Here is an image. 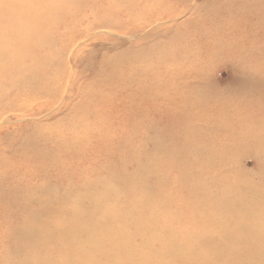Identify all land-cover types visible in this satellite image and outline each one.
Instances as JSON below:
<instances>
[{"label":"rangeland","instance_id":"obj_1","mask_svg":"<svg viewBox=\"0 0 264 264\" xmlns=\"http://www.w3.org/2000/svg\"><path fill=\"white\" fill-rule=\"evenodd\" d=\"M260 82L264 0H0V264H200L263 180Z\"/></svg>","mask_w":264,"mask_h":264},{"label":"bare ground","instance_id":"obj_2","mask_svg":"<svg viewBox=\"0 0 264 264\" xmlns=\"http://www.w3.org/2000/svg\"><path fill=\"white\" fill-rule=\"evenodd\" d=\"M193 1L194 2L200 1L201 3L206 0H193ZM180 14L178 13L173 14V17L170 18L169 21L167 22L157 23V25H155L151 30H149V33L155 30V34H156L158 32H166V30L171 29L174 26V24H178V21L175 20L176 17L178 18ZM152 34L153 33H150V35ZM231 67L235 68L236 66H231ZM246 80L247 82H249L250 79L249 80L246 79ZM259 84L263 85L264 87V82H260ZM256 89L259 90V87ZM239 90L242 91L243 88L240 87ZM258 148L259 146L257 144L255 148L256 150L254 157L258 159L260 170H262V174L264 175V146H262V148L259 149ZM254 174L258 176L257 173ZM250 186L245 185L241 187V190L244 191V193H242L243 195H240V197H237V199H235V203L233 205H231L232 204V200H231L230 210H229V213L232 216L231 225L229 222L227 224L224 223V225L225 224L226 225L223 226L225 228L229 226L233 227L236 230V231L234 230V232L232 233L233 235L229 237H225L223 240H217V238H212L211 240H207V241L203 240L202 242H206L208 243V245L206 247L203 246L204 249L202 246H200L203 249V254L202 253L196 254V252L198 251L197 244L199 243L197 240H199L201 237L203 238L202 236L203 233H207V230L209 231L211 225L210 223L211 220H210L209 223H206L203 230H197L194 233V238H196V240L192 239V234H190L188 238H183L181 240H178V243L181 242L182 244L188 242L190 243L191 241L194 242L193 244H195L196 247H194V250L189 252L190 255H187V256H191L190 258L193 257L194 260L192 261H198L200 264H208L210 259H216L219 260L221 264H264V176H263V180L262 179L259 180L258 178H256L252 181V186H260L259 189L255 190L253 189L254 187L252 186L250 187ZM109 191L110 188L105 190L104 192H109ZM101 202L99 203H101V207H102V204H105V202L104 201ZM113 206H111L110 203L105 204V208L109 210H111ZM221 209L224 210V208ZM217 211L219 210L214 211L213 215H216ZM37 217L43 221V219H41V216H37ZM44 219L50 221L48 218H44ZM70 225H72L71 222L65 226H70ZM24 236H25L24 238L25 240L31 241V240H36L38 234H32L31 232H29L26 233ZM113 238H115V236H113ZM65 239L67 241V244L69 243L74 244L75 241L77 242V238L75 236L66 237ZM79 244L80 242H77V246L75 248L76 250H73V252L71 253L73 258L71 259L72 261H70V264H99L101 262L102 257L108 258L105 256V255H109V251L106 247L98 248L97 245H92V247L88 249L92 253L93 251L95 253L94 255H91L92 253L85 254L84 250L86 249L84 248L82 249ZM22 248L23 247L18 246L17 250L20 251ZM175 249H177V247H175L174 250ZM17 264H27V263L26 261L20 259L17 261ZM105 264H111V263L108 260Z\"/></svg>","mask_w":264,"mask_h":264}]
</instances>
